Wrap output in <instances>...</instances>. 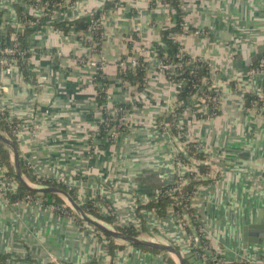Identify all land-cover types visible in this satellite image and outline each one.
I'll return each instance as SVG.
<instances>
[{
    "label": "crops",
    "instance_id": "1",
    "mask_svg": "<svg viewBox=\"0 0 264 264\" xmlns=\"http://www.w3.org/2000/svg\"><path fill=\"white\" fill-rule=\"evenodd\" d=\"M113 1L59 0L58 7L47 8L45 0H0V44L22 37L31 54L21 65L2 63L0 115L25 125L16 137L19 159L31 177L62 184L81 205L95 202L102 216H114L120 226L177 247L191 264H207L170 207L165 217L139 212L175 182L176 159L185 147L159 128L178 102L176 86L157 69V45L173 25L171 6L119 0L103 16L102 52L92 58L105 62L112 103L129 108L128 127L114 142L97 135L102 119L97 69L82 61L89 50L76 25ZM180 2L186 26L201 33L177 40L193 59L217 69L209 78L221 96L220 114L210 119L190 109V99L180 103L185 109L178 126L188 142L204 149V164L195 165H208L219 176L198 187L191 207L222 264L247 259L264 264V113L248 103L250 96L264 99V75L245 72L246 62L264 49V0ZM20 13L34 25L25 26ZM131 56L146 64L141 90L137 84L122 86L119 77V63ZM41 199L13 205L0 195V264H169L167 256L178 264L171 254L118 240L111 251L104 233Z\"/></svg>",
    "mask_w": 264,
    "mask_h": 264
},
{
    "label": "built area",
    "instance_id": "2",
    "mask_svg": "<svg viewBox=\"0 0 264 264\" xmlns=\"http://www.w3.org/2000/svg\"><path fill=\"white\" fill-rule=\"evenodd\" d=\"M161 3L168 5V3L165 0H159ZM119 2L117 3V5ZM116 5V6H117ZM45 6L48 8L49 3H45ZM180 8L184 12L183 6L180 2ZM185 13V12H184ZM105 15V14H104ZM102 15L99 19L92 21L88 31L79 33V38L85 46L88 48L89 53L86 58H83L82 61L85 64H89L97 69V76H96V85L99 87V94L98 98H103L102 101H100V110L105 113L106 117L102 116V119L99 123V125H103L105 127V132L108 135V141L114 142L117 138V135L120 132L126 131L127 129V120H126V109L122 106H113V103L111 101V97L108 94V90L106 88L107 84L105 83V76L103 73L105 62L103 59H99L98 61L93 60L94 55H101L102 52V45L104 42V33H103V27H102ZM25 26H32L34 23L31 21H24ZM200 34L201 32L196 29H191L186 26L185 20L181 23V30L180 32H175L170 34L169 38H171L174 42H178V37H183L188 34ZM100 36V40L102 41L101 48L99 49V43L96 39V36ZM181 46V45H180ZM157 52V50H156ZM186 52L182 48L179 50V57L177 61H170L168 58V53H165L164 57L162 59H159L158 64V71L165 75L166 78L171 82L173 85L176 86L178 93L181 88H183L186 85L190 86V89H192L193 94L188 97V99L191 100V102H195V109L190 106V109H192L195 113H210L207 119L218 117L220 114L221 109V96L219 90L211 84V82L208 83L207 79L202 81L201 83L196 82L193 78L196 76V73L194 70L189 72V76H184L183 72L185 71L186 67H189L190 65H194L197 61L201 62L205 66H207L209 70V76L212 73V70L217 71L211 63L205 62L201 59H187L186 58ZM158 55V53H157ZM189 55V54H188ZM27 56L31 57V54L28 49H23L20 46V42L17 39L12 45L4 46L0 44V60L1 63H3L6 66L11 65H18L20 61L27 62ZM140 57L138 56H131L128 58L123 59L119 63V73L123 75L124 77L127 76L128 70H136L140 66ZM249 76H257V75H264V60L259 61L255 66H253L248 71ZM178 77V79H177ZM122 86L129 87L131 86V83L124 79L120 78ZM210 80V78H209ZM145 86V82H144ZM204 88H207L208 92H204ZM202 92L201 95H199L198 92ZM178 103L176 102L174 105H171L170 109L168 110V120L162 121L159 124V128L164 132L170 134L172 137L174 136L177 138V141L183 142L185 147L182 150H179V154L176 159V168H177V174H176V180L173 183L174 187L170 190L169 196L173 198V203L170 205V209L174 212V214L177 216L178 223L184 228H188L191 226L192 223H195L198 227V232L201 233L204 236V239H206L204 228L201 226L197 215L194 216L189 215L187 212H181L178 211L179 207L181 206L180 198L182 197V188L184 185L188 183V178L186 177L188 174H195V177L197 179H202L206 181H214L215 179H218L219 176L215 175L213 172L210 174H201L199 172V169L197 168V165H195L196 161L193 157L189 156L187 152L189 151L192 144L196 145V149L198 151H202L204 153V149L201 144L198 142H188L185 139V131L182 130L178 126V116L179 113L177 112ZM253 106L258 107L259 111L264 113V99L258 98V100H253L252 102ZM114 120H117L118 123L114 126L112 125V122ZM22 124V123H21ZM18 124L13 129V134L17 135L19 129L24 124ZM171 129H174V133L171 132ZM99 130V128H98ZM107 139V138H106ZM182 155V156H181ZM185 159V160H184ZM204 164V161H202ZM14 184L15 181L12 177L8 175V170L6 167L1 166L0 167V195L8 202L13 205H19L22 202L25 203H33V202H44L41 197H34L31 195L25 196L23 199H19L16 201H13L9 195L11 193H16L14 190ZM37 187H45V186H37ZM197 193V191L190 195L186 200L190 203L191 206V200L194 197V195ZM51 209H54L60 214H66L65 208L69 206H57V205H49ZM192 208V207H191ZM189 239L191 241V244L193 246V249L197 255L198 258H200L203 262H208V257L204 253L203 250L209 251V244L205 247H199L196 244L195 235L192 233H188ZM197 235V234H196ZM247 264H257L256 261L252 259H247L245 261ZM245 263V264H246Z\"/></svg>",
    "mask_w": 264,
    "mask_h": 264
},
{
    "label": "trees",
    "instance_id": "3",
    "mask_svg": "<svg viewBox=\"0 0 264 264\" xmlns=\"http://www.w3.org/2000/svg\"><path fill=\"white\" fill-rule=\"evenodd\" d=\"M165 1L168 3L169 6H171V13L173 14V25L169 29H166L163 31L162 43L157 45V53H158L159 59H162L164 57L165 53H168V55H169L168 59L170 61L174 62V61H177V59L179 57V50H180L181 46L177 42H174L171 38H169V36L172 33L180 32L181 23L184 22V12L180 8V0H165ZM118 2H119V0H114L112 3H107L105 5V7H103L100 11L96 12L92 16L78 21V23L76 25L77 32L81 33V32L88 31L92 21L97 20L102 15L106 14L109 11V9L115 7ZM45 3H49L48 8H52L53 6L58 7V5H60L59 0H45ZM20 16H21L23 21H26V20L30 21L32 19L29 16L24 15L23 13H20ZM96 39L99 43V49H100L101 45H102V41L100 40V36L97 35ZM20 40H21V42H20ZM20 40H19V42H20L21 48L26 50L27 48L24 45L22 37ZM186 58L190 59L192 57L190 55L186 54ZM29 59H30V56H27V61ZM140 63H141L140 66L136 70H130L129 69L126 77H124L120 73H119V77L128 80L133 85H135V84L139 85V89L141 90L144 87V82H145V65L146 64H144V62L142 60L140 61ZM18 64L21 65L22 61H20ZM192 70H194L196 73V76L193 78L196 82L201 83L202 81H204L206 79H207L208 83L210 82L209 70H208L207 66H205L201 62L197 61L194 65H190L189 67H186L185 71L183 72V75L189 76V72ZM177 79H178V77H177ZM105 82H106V79H105ZM192 92L193 91H192V89H190L189 85H186L183 88H181L179 90V93H178V102H179L178 104L180 105V103L182 101H184L185 99H188V97H190L194 93V92L193 93ZM202 92L203 91L198 92L199 95H201ZM204 92H208L207 88H204ZM102 99L103 98H98V101L100 102V101H102ZM253 100H258V98L250 96L248 98V103L250 104ZM113 106H122L126 110L129 108V106L125 105V104H119L118 105V104L114 103ZM190 106H192L195 109V107H194L195 102L194 103L191 102ZM184 109H185V106L182 107L180 105L177 108V112L180 113ZM209 114L210 113L208 112L207 114L201 113L200 115L203 116V118L207 119ZM102 116L106 117L105 113L102 112ZM117 123H118V121L114 120V122H112V125L115 126ZM18 124L19 123L17 121L9 122L8 120L5 119L4 116L0 115V132L2 134L6 135L19 149L17 137H16V135L13 134V129ZM98 128H99V130L97 131V135L99 136V138H107L108 139V135L105 132V127L103 125H99ZM171 132L174 133L175 132L174 129H171ZM110 142L112 143V141H110ZM196 148H197L196 145L192 144L189 151L187 152V154L189 156L193 157L196 161H204V153L202 151H198ZM20 164H21V168H22V172H23L24 176L32 184H35L36 186L59 188L65 192L69 193L71 195V197L77 203L80 204L76 194L73 191H70L66 186H64L62 184H58L54 181L38 180L34 177H31L30 171L24 165V163L22 161H20ZM1 166H4L7 168L8 175L10 177H15L11 151L8 147H6L5 144H3L0 141V167ZM198 169H199V172L201 174H210L212 172L211 167L208 165H200ZM186 177L188 178V183L186 185H184V187L182 188V197L180 198L181 206L179 207L178 211L187 212L189 215L194 216L195 213L192 210L190 203L186 200V198H188L190 195H193L198 190V187L200 185L211 183L213 181L212 180L206 181V180H202V179L201 180L197 179L195 177V174L194 175L188 174ZM18 184H19L18 191L16 193H11L9 195V197L13 201L23 199L25 196L31 195L34 197L45 198L47 200V204H55L57 206H66L65 201L62 198H60L59 196L51 195V194H39V193L31 192V191L27 190L26 187L24 185H22L21 183L18 182ZM173 187H174L173 184L169 185V186L163 188L158 194L153 195L151 197V200L148 202L147 205L140 207L139 212L141 210H148V211L156 212L161 217L167 216L169 207L173 203V198L171 196H169V192ZM81 206H82L83 210L88 215L102 221L103 223L113 227L114 229L121 231V232H124L128 235H131V236H135V237L141 236V232H138L133 226H129V227L120 226L118 224V222L115 220L114 216H108V217L102 216L99 212V209L95 206V202H92V201L86 202L85 204H83ZM65 211H66V215H69L71 217H75L80 223H84V221L79 219L78 216L74 213V211L70 207H66ZM197 229H198V227L195 223H192L190 227L186 228L188 233H192L194 235L197 234L202 247H205L206 245H208V240H205L204 236L201 233H199ZM105 235L108 237V239L111 242L110 248L112 251L115 248L113 239L108 234H105ZM140 248L143 249L144 251H149V252H153V253H162L161 251H157V250L150 249V248H143V247H140ZM208 248L211 251L210 246ZM166 258H167V262L169 264H175L174 261L169 256H167ZM183 261H184V264H191L185 258L183 259ZM207 264H214V263L212 260L208 259Z\"/></svg>",
    "mask_w": 264,
    "mask_h": 264
},
{
    "label": "water",
    "instance_id": "4",
    "mask_svg": "<svg viewBox=\"0 0 264 264\" xmlns=\"http://www.w3.org/2000/svg\"><path fill=\"white\" fill-rule=\"evenodd\" d=\"M262 59H264V49H260L253 58H251L248 62H246L245 72L247 73L253 66H255ZM1 70H2V63L0 60V75H1ZM0 141L10 149L12 154V162H13L15 177L19 183H21L26 187L27 190L39 194H51V195L59 196L65 202L68 203L69 207L74 211V213L78 216L79 219L91 225L92 227L96 228L100 232L104 234H108L113 240L122 241L123 243L132 246L150 248L167 254H171L175 256L178 264H184L183 256L181 255V252L177 249V247L173 245L162 244L155 239L144 238L142 236L140 237L131 236L124 232L118 231L113 227L111 228V226L101 221H98L93 217H91L90 215H88L83 210L82 206L79 203H77L69 193L56 187H37L31 184L30 182H28L27 178L24 176L22 172L20 159H19V150L17 146L6 135L2 134L1 132H0ZM261 224L263 225L264 221H262ZM195 240L197 246L201 247V243L196 234H195ZM246 242H248V239H246ZM203 251L207 255V257L213 261L214 264H222L221 261L217 257H215L211 252L206 250Z\"/></svg>",
    "mask_w": 264,
    "mask_h": 264
},
{
    "label": "rangeland",
    "instance_id": "5",
    "mask_svg": "<svg viewBox=\"0 0 264 264\" xmlns=\"http://www.w3.org/2000/svg\"><path fill=\"white\" fill-rule=\"evenodd\" d=\"M65 205H66V206H69L67 202H65ZM91 217H92V216H91ZM93 218H94V217H93ZM94 219H96V218H94ZM96 220H98V219H96ZM98 221H100V220H98ZM101 222H102V221H101ZM111 228H112V227H111ZM139 237H140V236H139ZM142 237H144V238H149L150 236H147V235H146V236H142ZM149 239H152V238L150 237ZM153 239H154V238H153Z\"/></svg>",
    "mask_w": 264,
    "mask_h": 264
}]
</instances>
